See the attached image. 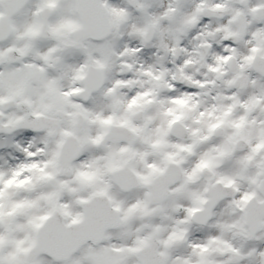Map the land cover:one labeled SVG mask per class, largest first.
Instances as JSON below:
<instances>
[{
  "label": "clouds",
  "instance_id": "clouds-1",
  "mask_svg": "<svg viewBox=\"0 0 264 264\" xmlns=\"http://www.w3.org/2000/svg\"><path fill=\"white\" fill-rule=\"evenodd\" d=\"M0 264H264V0H0Z\"/></svg>",
  "mask_w": 264,
  "mask_h": 264
}]
</instances>
